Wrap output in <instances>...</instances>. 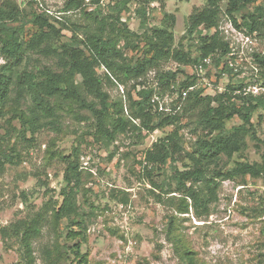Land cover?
<instances>
[{
  "label": "rangeland",
  "instance_id": "obj_1",
  "mask_svg": "<svg viewBox=\"0 0 264 264\" xmlns=\"http://www.w3.org/2000/svg\"><path fill=\"white\" fill-rule=\"evenodd\" d=\"M13 1L24 10L25 18L9 24L24 23L29 39L34 32L32 24L26 21L33 10L29 4L31 0ZM39 1L43 5L39 6L41 9H47L55 16L63 17L64 14L63 19L69 26L75 24L80 27L79 38L85 37L86 28L91 24L86 15L78 10L63 13L66 0ZM3 2L0 0V5ZM142 3L149 10L144 27L141 26L142 17L136 12ZM263 3L264 0L257 2L258 5ZM205 5V0H133L122 13V20L133 31L143 33L152 27H161L165 14L173 13L176 17L174 47L184 48L195 57L200 52L197 41L187 34L189 15L195 7ZM222 6L224 8V4ZM254 7L250 6L248 10ZM238 22L242 23L240 16ZM219 25L229 30L221 31L233 54L222 57L220 64L215 61L219 53L205 60L206 66L200 78L204 94L216 95L225 91L229 84H242L248 93H252L250 89L254 85L264 87V64L255 60V54L264 55V29L262 35L251 33L244 25L236 27L226 15H222ZM63 32L65 36L61 41H68L72 32L68 29ZM139 41L138 48L127 49L129 58L144 57L146 41L142 38ZM123 44L124 41H120L119 45ZM6 62L7 59L0 54V66ZM229 62L234 63V67L231 72H224L222 69ZM44 65L56 66L55 58L28 50L15 69H37ZM196 66L163 60L145 80L149 86H155V73L168 70L180 72L178 79L183 80L197 75ZM97 71L104 75L106 69L100 67ZM77 79L80 81L81 77ZM132 84L133 80L128 85L106 81L104 85L110 102L123 104L126 117L132 113L128 99ZM263 93L261 88L256 95ZM132 95L133 99L138 98L134 90ZM177 97L175 93L171 96L172 99ZM87 98L100 107L97 99ZM171 98L164 101V105L171 107ZM184 105L185 100L178 111ZM57 113V126L41 127L34 136L27 132L25 139L22 137V124L12 112L0 118L3 149L14 158V163L7 162L0 171V264H23L16 237L5 240L1 229L36 212H41L45 218L43 233L34 243V255L39 264H45L44 246L65 245L64 248L69 250L68 246L76 243H81V251L88 254L89 264H189L181 257L180 246L175 239H181L194 251L197 261L205 264H264V177L247 176L245 181L221 180L217 200L209 202V215L198 216L193 207L187 213L177 210L181 195L175 190L174 172L185 169L188 160H169L166 165L152 167L145 159L147 149L176 127L184 148L191 151L198 137L194 116L184 117L180 123L163 129L143 130V137L131 131L133 127L130 124L126 132L117 134L115 140L108 143L97 132L96 118L88 109L64 104ZM253 121L258 136L264 138V111L256 112ZM240 123L241 120L235 117L226 122V127L231 129ZM254 143L248 137L247 147L235 153L231 160L224 157L220 167L230 168L237 161H260V152ZM64 155L77 158L80 164L77 205L81 215L78 219L83 218L87 228L82 230L84 238L82 235L70 236V229L79 231L80 228L78 225L68 227L69 218L54 221L53 206L58 204L59 207L63 202L61 190L65 186L64 173L68 163ZM171 217H174L173 227H170ZM60 264H77L75 255L67 253Z\"/></svg>",
  "mask_w": 264,
  "mask_h": 264
},
{
  "label": "trees",
  "instance_id": "obj_2",
  "mask_svg": "<svg viewBox=\"0 0 264 264\" xmlns=\"http://www.w3.org/2000/svg\"><path fill=\"white\" fill-rule=\"evenodd\" d=\"M131 1L133 0H66L63 13L78 10L91 21L86 28L85 37L79 38L77 33L80 27L75 24L69 26L63 19L64 14L63 17L55 16L46 9H41L43 5L39 0H31L29 4H32L33 10L26 21L32 24L34 32L28 39L24 23L16 26L9 24L11 21L24 19V10L16 1L4 0L0 5V54L7 62L0 66V118L12 112L22 124L21 132L25 139L27 132L34 136L41 127L57 126L59 107L74 104L93 113L97 132L106 142L111 143L117 134L126 132L130 124L133 127L131 131L138 132V136L143 137V130L152 132L163 129L180 123L184 117L194 116L198 137L191 151L184 148L179 128L176 127L147 149L145 159L152 167L166 165L169 160L187 159L185 169H176L174 172L175 190L181 195L177 210L187 213L193 207L198 216L209 215V202L217 200L216 193L221 180L245 181L247 176L264 177V138L258 136L253 121L256 112L264 111V93L253 95L244 91L242 84H229L225 91L207 95L204 94V87L199 85L188 92L181 111L166 113L159 111L151 102L155 87L149 86L145 78L163 60L206 66L205 60L219 53L215 61L220 64L222 57L232 50L219 28L222 15L229 17L236 27L244 25L249 32L262 35L264 3L258 5V0H205L204 7H195L189 15L187 30V34L197 41L200 52L193 57L190 51L174 47L173 28L176 17L173 13L165 14L161 27H152L150 31L145 30L143 33L130 29L126 21L122 20V13L128 9ZM144 4L136 9L142 17V27L146 26L149 18L148 7ZM253 5L254 9L248 10ZM239 16L241 24L238 22ZM66 29L72 32V36L68 41H61ZM212 29L213 33L210 32ZM140 38L147 45L144 57L136 60L129 58L127 49L138 48ZM122 40L124 44L120 46ZM28 50L55 58L56 66L15 69ZM255 60L264 64V55L255 54ZM100 67L106 69L104 75L98 73L97 69ZM222 70L231 72L232 68L226 65ZM179 73L173 70L157 73L159 85L164 92L173 90L172 84L180 91L196 84V74L179 80ZM77 77H81V80L78 81ZM132 80V89L128 92L132 113L126 117L123 104L110 102L104 85L105 81L128 85ZM133 90L138 95L137 99H133ZM88 96L97 99L100 107H97L94 100L88 101ZM235 117L241 123L227 129L226 122ZM135 120L139 122H134ZM248 137L255 142L261 160L237 161L227 169L220 167L224 157L231 160L235 153L247 147ZM3 148L0 137V171L7 162L14 163L13 155ZM64 160L68 163L64 173L65 186L61 190L63 202L59 207L58 204L53 206L54 221L69 218L68 227L78 225L80 228L79 231L70 229V236L76 238L82 235L84 238L82 230L87 228L83 218L78 219L81 215L77 205L79 160L67 155H64ZM44 220V215L36 212L1 229L5 240L16 237L23 264H39L34 255V243L43 233ZM173 222L174 217H171L170 227H173ZM175 242L179 243L180 255L186 263L205 264L197 261L194 251L185 246L181 239H175ZM64 246H44L42 252L45 264H60L69 252L75 255L77 264H89L88 254L81 251V243L68 246L69 250Z\"/></svg>",
  "mask_w": 264,
  "mask_h": 264
},
{
  "label": "built area",
  "instance_id": "obj_3",
  "mask_svg": "<svg viewBox=\"0 0 264 264\" xmlns=\"http://www.w3.org/2000/svg\"><path fill=\"white\" fill-rule=\"evenodd\" d=\"M48 12H50V11H48ZM148 15H149V13H148ZM219 28L221 30L224 29L226 32H229V30L228 29H225L224 27H219ZM210 32L213 33L214 32V29H212ZM229 54H233V52L231 51ZM227 65H229L230 68H233L234 67V63H232V62L227 63ZM196 68L198 70L196 84L193 85V86H190L188 88H182L181 91L178 89V87L175 86V84H172L171 85V88L173 90H171V91H165L164 92L162 90V87L159 85V80L157 79V73H155V78L154 79L157 82H156V85L154 86L155 87V92H154V94H153V96L151 98V102L155 104V107L158 108L159 111L166 112V113H170V112L171 113H175L179 109H181L182 101H184L186 99V97L188 95V92L190 90H192L194 87L200 85V83H201L200 78H202V74H203V71H204V64H198L196 66ZM261 88L264 90V87H259L258 85H254L250 89V91L253 94L256 95V94H259V91H260ZM174 93L177 94V96H178L176 99H172L171 98V96ZM169 98H171L172 99L171 101L173 102L172 105H169L171 107H168V106L164 105V101H167Z\"/></svg>",
  "mask_w": 264,
  "mask_h": 264
}]
</instances>
